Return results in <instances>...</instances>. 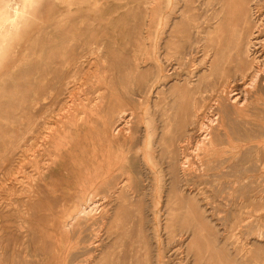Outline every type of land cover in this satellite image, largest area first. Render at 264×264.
I'll return each instance as SVG.
<instances>
[{
	"label": "rangeland",
	"instance_id": "rangeland-1",
	"mask_svg": "<svg viewBox=\"0 0 264 264\" xmlns=\"http://www.w3.org/2000/svg\"><path fill=\"white\" fill-rule=\"evenodd\" d=\"M258 29L264 0H39L0 56V264H264V84L217 99Z\"/></svg>",
	"mask_w": 264,
	"mask_h": 264
},
{
	"label": "bare ground",
	"instance_id": "bare-ground-1",
	"mask_svg": "<svg viewBox=\"0 0 264 264\" xmlns=\"http://www.w3.org/2000/svg\"><path fill=\"white\" fill-rule=\"evenodd\" d=\"M39 3V0H0V56L3 54V52L10 46V44L12 43V41L19 35L22 34L27 25L28 22L31 19V16L33 15L34 9L37 6V4ZM252 4V3H251ZM256 10V9H255ZM251 19V18H250ZM246 18V23L249 25L251 23V20ZM263 27V26H262ZM260 28V27H259ZM258 29L257 35H256V39L255 42L253 41L252 37H250V35L246 38V42L244 44L243 50H242V54L245 57L247 63H252L251 62V54H257L254 58L257 59L259 57H262V60H264V50L262 46V41L258 40V33H259ZM255 43V44H254ZM258 45H260V49H258ZM254 46L255 49H252V47ZM240 53V52H239ZM239 59V58H238ZM259 63V62H258ZM259 65V64H258ZM260 64L259 66H257L256 64L250 65L249 68H247V72H243L241 74V79H243V81L241 80V85L239 83H237V81H228L225 82L222 87H220L219 91H217V99L220 101L221 104H228L232 107H234L236 109V112H243L244 110H248L250 105L252 104L251 98L254 96L253 93H257L259 92L258 87H260L264 84V66ZM249 79L250 81L247 84V80ZM83 79V78H82ZM246 81H245V80ZM179 86V85H178ZM249 86H252L253 89L249 90L247 89ZM77 91V90H76ZM75 92V91H74ZM77 96V95H76ZM97 96V95H96ZM98 97V96H97ZM101 97V96H99ZM195 100V99H194ZM215 101V100H214ZM218 102V101H217ZM97 103V102H96ZM98 104V103H97ZM213 104V103H212ZM156 105V104H155ZM252 107V106H251ZM253 108V107H252ZM90 109V108H89ZM197 110V109H196ZM210 110V109H209ZM208 110V111H209ZM71 111V110H70ZM212 111V110H210ZM65 112V110H64ZM125 113V111H124ZM123 113V114H124ZM128 113V112H127ZM200 113V112H199ZM211 113V112H209ZM208 113V114H209ZM210 115V114H209ZM208 115V116H209ZM214 115V114H213ZM120 116V115H119ZM122 116V115H121ZM120 116V118H121ZM125 116V115H123ZM122 116V117H123ZM218 116V115H217ZM131 117V116H130ZM184 118V117H183ZM215 118V117H214ZM127 119V118H126ZM125 119V120H126ZM129 119V118H128ZM225 119V118H224ZM186 120V119H185ZM216 121V120H215ZM127 122V121H126ZM223 115L220 114L218 117V121H216L213 125H210L211 127H208L207 133L205 134L204 132V138L203 140H207V145L210 147V150L214 147L217 146V139L219 137H221L220 135H222L224 133V131L226 132L227 129H223V133L220 132V124L223 123ZM231 122V121H230ZM238 122V121H237ZM124 120H118V124L116 127V133L118 130H120L121 126H126V124H123ZM128 123V122H127ZM115 124V123H114ZM209 124V123H207ZM129 126V125H128ZM207 126V125H206ZM248 126V125H247ZM202 127V126H201ZM128 128V127H127ZM204 128V127H202ZM160 129V128H159ZM204 130V129H203ZM206 131V130H205ZM115 132V131H114ZM231 132V131H229ZM113 133V134H116ZM112 134V135H113ZM227 135V134H226ZM229 135V134H228ZM114 136V135H113ZM231 136V135H230ZM230 136H228L227 138H230ZM189 137V136H188ZM225 137V135H224ZM232 137V136H231ZM221 139V138H219ZM82 140V139H81ZM37 147V146H36ZM158 147V146H157ZM184 147V146H183ZM208 147V150H209ZM185 148V147H184ZM35 149V148H34ZM262 152H263V160L261 161L262 167L264 168V142L262 144ZM212 151V150H211ZM233 151V150H232ZM104 152V151H103ZM33 153V152H32ZM37 153V152H36ZM103 154V153H102ZM105 154H107L105 152ZM212 154V153H211ZM209 155V154H208ZM238 155V154H237ZM103 156V155H102ZM105 157V156H104ZM82 158V156L80 157ZM190 158V157H189ZM32 159V158H31ZM188 158H186L187 160ZM210 159V157H209ZM258 159V158H257ZM185 160V162H186ZM52 162V161H51ZM54 162V161H53ZM180 162V161H179ZM189 162V161H188ZM183 165V163H181ZM189 164V163H188ZM48 165V164H47ZM180 165V166H182ZM191 165V164H189ZM199 165V164H198ZM45 167V166H44ZM184 167V166H182ZM48 168V167H46ZM260 168V169H261ZM37 169V168H36ZM180 169V168H179ZM183 169V168H182ZM181 169V170H182ZM226 169V168H225ZM47 170V169H46ZM262 170V169H261ZM38 171V170H37ZM41 171V170H40ZM192 171V170H191ZM211 171V170H210ZM42 172V171H41ZM40 172V173H41ZM183 172V171H182ZM42 174V173H41ZM207 175V174H206ZM78 176V175H77ZM82 176V175H81ZM183 176V175H182ZM39 177V175H38ZM38 177H35L36 179H39ZM103 177V176H102ZM33 178V177H32ZM34 178V179H35ZM241 178V177H240ZM81 179V178H80ZM102 179V178H101ZM35 181V180H34ZM101 181V180H100ZM247 181V180H245ZM76 183V181H74ZM103 182V181H102ZM101 182V183H102ZM74 184V183H73ZM75 187L77 185V187L75 189L78 188V184H74ZM109 185V184H108ZM74 187V186H73ZM103 187V186H102ZM35 188V187H34ZM79 189V188H78ZM79 194L83 193L81 191H78ZM59 190V189H57ZM61 190V189H60ZM59 190V191H60ZM63 190V189H62ZM74 191V189H71V191ZM96 192V189H93ZM93 190L91 193H93ZM98 190V189H97ZM100 190V189H99ZM53 191H56V189ZM89 190H87L88 193ZM63 192V191H62ZM70 192V190H69ZM81 192V193H80ZM98 192V191H97ZM100 192V191H99ZM116 192V191H115ZM73 193V192H72ZM90 193V192H89ZM95 194V193H94ZM74 195V194H73ZM86 195V193H85ZM84 195V196H85ZM77 196V194H76ZM87 195L85 196L84 200H86ZM89 200V199H88ZM87 201V200H86ZM83 202V200H82ZM85 202V201H84ZM88 202V201H87ZM93 204V202H89L88 205H86L84 208H82V213L86 212L87 209ZM78 211L80 209H77ZM248 222V221H247ZM243 224V223H242ZM247 224V223H246ZM245 224V225H246ZM5 226V225H4ZM7 226V225H6ZM8 227V226H7ZM1 228V225H0ZM5 228V227H4ZM9 228V227H8ZM6 231V230H5ZM4 231L0 230V236L4 235L2 234ZM9 232V231H8ZM8 232H6L8 234ZM259 232V231H258ZM257 232V233H258ZM11 233V232H10ZM262 233V232H261ZM264 233V232H263ZM10 236V235H9ZM259 236V234H258ZM261 236V235H260ZM5 237V236H4ZM7 237V236H6ZM181 237V236H180ZM8 238V237H7ZM10 238V237H9ZM6 239V238H5ZM2 238V240H5ZM183 241V240H182ZM1 242V241H0ZM2 246V245H1ZM91 246V244H90ZM2 256V255H1ZM25 256V255H24ZM28 256V254L26 255ZM73 257V256H72ZM77 257V256H76ZM168 258V257H167ZM62 260V258H61ZM88 260V259H87ZM186 261V260H185ZM90 262V261H89Z\"/></svg>",
	"mask_w": 264,
	"mask_h": 264
}]
</instances>
